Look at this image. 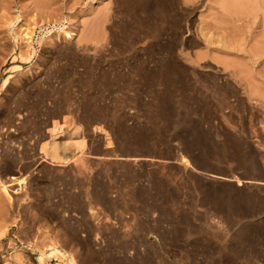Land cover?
I'll return each mask as SVG.
<instances>
[{
  "label": "rangeland",
  "instance_id": "374dc122",
  "mask_svg": "<svg viewBox=\"0 0 264 264\" xmlns=\"http://www.w3.org/2000/svg\"><path fill=\"white\" fill-rule=\"evenodd\" d=\"M249 1L0 0V264H264Z\"/></svg>",
  "mask_w": 264,
  "mask_h": 264
},
{
  "label": "bare ground",
  "instance_id": "6f19581e",
  "mask_svg": "<svg viewBox=\"0 0 264 264\" xmlns=\"http://www.w3.org/2000/svg\"><path fill=\"white\" fill-rule=\"evenodd\" d=\"M128 0H126V2H127ZM234 1V0H233ZM251 1V0H250ZM249 1V2H250ZM255 1V0H254ZM258 1V0H257ZM261 1V0H260ZM263 2V1H262ZM66 4V3H65ZM248 4H251L252 5V2L251 3H248ZM255 4V3H254ZM260 4V3H259ZM97 5V4H96ZM96 5L94 6V8H97L96 7ZM224 5H225V3H224ZM232 5V4H231ZM257 6V5H256ZM241 7V6H240ZM244 7V6H243ZM262 7V6H261ZM128 8V7H127ZM250 8V7H249ZM248 8V9H249ZM129 9V8H128ZM240 9H242V8H240ZM262 9V8H261ZM233 10V9H232ZM254 10V9H253ZM85 11V10H84ZM249 11H250V9H249ZM255 12H256V10H255ZM114 13V12H113ZM263 13H264V11H263ZM233 14H234V12H233ZM242 14V13H241ZM246 15V14H245ZM223 17V16H222ZM152 18V17H151ZM232 19V18H231ZM153 25V24H152ZM131 26V25H130ZM129 27V26H128ZM77 29H73L72 28V30H66V29H63V40L64 41H66V40H69L70 38H72L74 35H76L77 33L75 32L76 30H79V29H82L81 28V25H78L77 27H76ZM84 29V28H83ZM127 29V28H126ZM75 30V31H74ZM85 30H86V28H85ZM84 30V31H85ZM83 31V32H84ZM124 31H126V30H124ZM131 31V30H130ZM59 33V32H58ZM124 33V32H123ZM130 33V32H129ZM60 34H61V32H60ZM127 34H128V32H127ZM129 35V34H128ZM117 38V37H116ZM126 38V37H125ZM111 39V38H110ZM109 39V40H110ZM205 41H207L208 43H211L212 41H211V39H209L208 37L206 38V40ZM110 42H112V41H110ZM114 42H116V40H114ZM134 43V42H133ZM166 43V42H165ZM209 45V44H208ZM203 53V52H202ZM164 59V58H163ZM209 67V66H208ZM149 75V74H148ZM215 77V76H214ZM216 77H218V76H216ZM219 79V78H218ZM215 80H216V78H215ZM223 82V81H222ZM227 83V82H226ZM146 87V86H145ZM219 87V86H218ZM221 87V86H220ZM179 90V89H178ZM221 90V89H220ZM16 96V95H15ZM20 97V96H19ZM41 98V97H40ZM14 99V98H13ZM21 101V100H20ZM90 103V102H89ZM93 103V102H92ZM141 103V102H140ZM20 105V104H19ZM97 106V105H96ZM159 108V107H158ZM15 111V110H14ZM10 112V111H9ZM12 112V111H11ZM14 113V112H13ZM94 115V114H93ZM71 116V115H70ZM11 118V117H10ZM22 119H23V117H21ZM69 118V117H68ZM75 118V117H74ZM26 120V119H25ZM140 121V120H139ZM21 122V121H20ZM32 122V121H31ZM138 122V121H137ZM71 124H73V123H71ZM75 125V124H74ZM118 125V124H117ZM15 126V125H14ZM53 127H54V124H53ZM75 127V126H74ZM52 128V127H51ZM78 128H76V130H77ZM30 132V131H29ZM28 132V133H29ZM152 132V131H151ZM56 135V134H55ZM50 139L48 140V143L50 144V147H52L53 149H56L57 147H56V141H55V139H56V137L54 136V134L53 135H51V137H49ZM21 142V141H20ZM10 144V143H9ZM72 145H73V147L74 148H77L81 153H83L84 152V146H85V141L83 140V139H75V140H73V142L71 143ZM10 146V145H9ZM76 149V150H77ZM67 151V150H66ZM47 153H49V152H47ZM56 154V153H55ZM58 155V154H57ZM76 156V155H75ZM54 157V156H53ZM14 158V157H13ZM56 158H60V157H56ZM10 159H11V157H10ZM56 161V160H55ZM60 161V160H59ZM66 163V162H65ZM187 163V162H186ZM19 168V167H18ZM11 170V169H10ZM16 170V169H15ZM12 171H14V170H12ZM212 175V174H211ZM228 176V175H227ZM213 177H215V178H219V179H226L227 177L224 175H218V174H214V176ZM1 181V180H0ZM1 183H2V181H1ZM2 188H3V190L4 191H6L7 193H9L8 192V190H7V186L5 185V184H2ZM10 195V194H9ZM12 211V210H11ZM94 213V212H93ZM4 214V213H3ZM22 214V213H21ZM14 215V214H13ZM12 215V216H13ZM8 217V216H7ZM10 217V216H9ZM17 217V216H16ZM8 220V219H7ZM14 222V221H13ZM3 227V226H2ZM5 228V227H4ZM4 230V229H3ZM25 230V229H24ZM22 233V232H21ZM24 233V232H23ZM2 237V236H1ZM27 237V236H26ZM28 237H29V235H28ZM6 244V243H5ZM59 251V250H58ZM57 252V249H53L52 248V252L49 254V256L51 255V254H54V253H56ZM13 253V252H12ZM11 253V254H12ZM64 254V253H63ZM28 256V255H27ZM53 256V255H52ZM90 256V255H89ZM2 257V256H1ZM39 257V256H38ZM39 260L41 261V263L42 264H45V262L43 261V255H41V257L39 258ZM13 261V260H12ZM15 261V260H14Z\"/></svg>",
  "mask_w": 264,
  "mask_h": 264
}]
</instances>
